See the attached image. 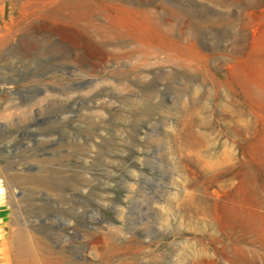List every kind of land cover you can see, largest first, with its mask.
I'll list each match as a JSON object with an SVG mask.
<instances>
[{"label":"rangeland","instance_id":"374dc122","mask_svg":"<svg viewBox=\"0 0 264 264\" xmlns=\"http://www.w3.org/2000/svg\"><path fill=\"white\" fill-rule=\"evenodd\" d=\"M111 230L115 264H264V0H0V264Z\"/></svg>","mask_w":264,"mask_h":264},{"label":"bare ground","instance_id":"6f19581e","mask_svg":"<svg viewBox=\"0 0 264 264\" xmlns=\"http://www.w3.org/2000/svg\"><path fill=\"white\" fill-rule=\"evenodd\" d=\"M233 156V155H232ZM236 157V156H235ZM236 160V159H235ZM58 176V175H57ZM60 177V175H59ZM36 178V177H35ZM33 180L38 181L45 179V177L37 178ZM69 181V180H68ZM51 182V181H50ZM61 183V182H60ZM85 183V182H84ZM67 186V185H66ZM77 186V185H76ZM75 188V187H73ZM77 188V187H76ZM72 189V187H71ZM61 190V189H60ZM72 210H69L71 212ZM87 213V212H86ZM70 214V213H69ZM69 218V217H68ZM77 218V217H76ZM79 219V218H78ZM76 220V219H75ZM84 221V220H83ZM71 223V222H70ZM25 224V223H24ZM78 224V222H77ZM52 231V230H51ZM28 232V231H27ZM101 232V231H100ZM99 232V233H100ZM111 235L109 237V249L105 250L103 253L104 258L108 261L107 264H115L114 262L118 259V257H122L124 254L126 256H133L139 253L142 248L135 243V240H129V243L122 247L118 241L117 232L110 231ZM61 233V232H60ZM98 233V232H97ZM52 234V233H51ZM85 235V234H84ZM99 235V234H98ZM13 236L12 243L14 245L12 256L10 260L13 264H87L86 262H77L73 260L72 254H64V249L54 250L49 243L41 240L39 242V247L35 248L33 245L32 239L30 235L25 234V231H17ZM56 236V235H55ZM65 236V235H64ZM95 236V235H94ZM136 236V235H135ZM59 237V236H58ZM102 237V235H101ZM135 238V237H134ZM91 239V237H90ZM95 239V238H94ZM58 240V239H57ZM65 240V239H64ZM84 240V238H83ZM93 240V239H92ZM122 240V239H121ZM126 240V239H125ZM141 240V239H140ZM52 242V240H50ZM123 241V240H122ZM137 241V240H136ZM91 242V241H90ZM124 242V241H123ZM10 244V243H9ZM91 244V243H90ZM141 244V242H140ZM146 244V243H145ZM12 245V246H13ZM101 247V246H100ZM149 247V246H148ZM147 247V248H148ZM146 248V247H145ZM144 248V250H145ZM105 249V248H104ZM150 249V248H149ZM93 250V249H92ZM102 250V249H101ZM89 251V250H88ZM152 252V251H150ZM100 253V252H99ZM98 254V253H97ZM96 255V253H95ZM101 255V254H99ZM143 255V254H141ZM145 255V254H144ZM138 257V256H137ZM142 257V256H141ZM203 257V256H202ZM123 258V259H124ZM144 258V256H143ZM122 259V258H121ZM139 259V258H138ZM157 259V258H156ZM155 259V260H156ZM130 260V259H129ZM153 260V261H155ZM144 261V260H143ZM118 264V263H117ZM137 264V263H136Z\"/></svg>","mask_w":264,"mask_h":264}]
</instances>
